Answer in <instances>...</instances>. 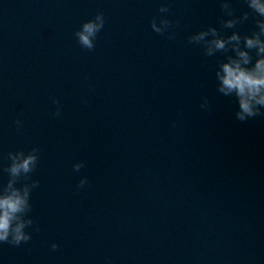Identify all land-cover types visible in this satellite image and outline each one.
Listing matches in <instances>:
<instances>
[{
  "label": "water",
  "instance_id": "95a60500",
  "mask_svg": "<svg viewBox=\"0 0 264 264\" xmlns=\"http://www.w3.org/2000/svg\"><path fill=\"white\" fill-rule=\"evenodd\" d=\"M260 19L246 0H0V191L27 185L32 221L0 264H264V114L238 120L216 76ZM209 27L225 49L192 39ZM17 152L37 159L13 178Z\"/></svg>",
  "mask_w": 264,
  "mask_h": 264
},
{
  "label": "clouds",
  "instance_id": "9594fccd",
  "mask_svg": "<svg viewBox=\"0 0 264 264\" xmlns=\"http://www.w3.org/2000/svg\"><path fill=\"white\" fill-rule=\"evenodd\" d=\"M246 2L255 14L264 17V0H246ZM244 18H247V14H244ZM161 23L166 24L167 22L162 20ZM224 23L228 27H232L234 20L227 19ZM256 23L259 32H253L251 36H244V48L239 47L241 38L236 32L226 38L227 41L236 42L233 45L236 55L235 57L229 56L225 62L221 63L216 72L220 81L219 90L225 95L235 94L238 99L239 107L235 115L240 121L264 114L261 113V109H264V40L261 39V36L264 35V19L257 20ZM103 26L104 18L101 14H97L94 19L83 22L80 30L76 33L80 44L88 49L93 48V40ZM151 27L157 32L161 31L155 21L151 22ZM208 33L213 36V39L207 41L209 54L214 49L226 48L225 38L216 35V29L212 27H209L206 32L201 31L192 39L204 40ZM253 48L258 53V57L249 67L250 56L245 49ZM55 114H59V109ZM16 123L19 124V120ZM9 155L12 164L8 171L13 178L21 173L30 172L37 159L35 152L27 154L17 152L14 155L11 153ZM72 167L74 171L78 172L83 167V162H76ZM86 183L87 178L81 177L77 187H82ZM29 207V187L27 185L22 188L13 187V180L10 179L3 191H0V243L7 242L12 245H19L21 242H27L30 239V234L25 231V227L30 225L32 221L22 218V214L27 212ZM51 247L55 249L57 245L53 243Z\"/></svg>",
  "mask_w": 264,
  "mask_h": 264
}]
</instances>
